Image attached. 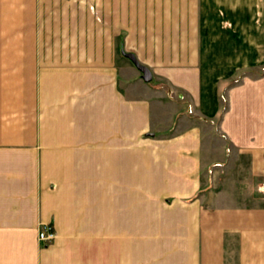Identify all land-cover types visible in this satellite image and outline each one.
Here are the masks:
<instances>
[{
    "label": "crops",
    "instance_id": "0c3cea01",
    "mask_svg": "<svg viewBox=\"0 0 264 264\" xmlns=\"http://www.w3.org/2000/svg\"><path fill=\"white\" fill-rule=\"evenodd\" d=\"M160 3L151 80L101 82L47 0H0V264H264V0Z\"/></svg>",
    "mask_w": 264,
    "mask_h": 264
},
{
    "label": "rangeland",
    "instance_id": "374dc122",
    "mask_svg": "<svg viewBox=\"0 0 264 264\" xmlns=\"http://www.w3.org/2000/svg\"><path fill=\"white\" fill-rule=\"evenodd\" d=\"M47 2L48 21L53 28L59 30V37L62 38V43L57 42L59 50L93 56L96 60L95 68L99 69L95 72L97 81L101 82L105 72L103 67H106L108 72H113L115 64L123 65L125 60L133 65L121 55L120 48L133 52L141 63L144 62L143 64H147L153 71L156 68L153 64L157 59H152L151 53L155 54V57L161 52L164 53L167 40L173 38L176 30L175 19L173 24L168 20L167 11L166 9L163 11V6L161 10L163 4L160 3L161 0H47ZM56 41L57 39H49V46H56ZM260 71H264V65L260 66ZM241 77L240 74L233 76L232 81L236 82ZM165 84L159 81L157 86L164 88ZM167 93L174 95L175 99L186 101L185 92L178 89L173 90L169 87ZM220 98L224 103L223 93L220 94ZM188 110L191 112L189 105ZM258 189L264 191V183H261ZM53 231L55 232L54 229Z\"/></svg>",
    "mask_w": 264,
    "mask_h": 264
},
{
    "label": "water",
    "instance_id": "95a60500",
    "mask_svg": "<svg viewBox=\"0 0 264 264\" xmlns=\"http://www.w3.org/2000/svg\"><path fill=\"white\" fill-rule=\"evenodd\" d=\"M121 54L131 61V63L141 72V77L144 81L151 80V71L137 60L134 53L124 51L123 48H121Z\"/></svg>",
    "mask_w": 264,
    "mask_h": 264
},
{
    "label": "built area",
    "instance_id": "2783aa9c",
    "mask_svg": "<svg viewBox=\"0 0 264 264\" xmlns=\"http://www.w3.org/2000/svg\"><path fill=\"white\" fill-rule=\"evenodd\" d=\"M37 237L40 242L48 243L55 238V232L49 223L41 222L38 225Z\"/></svg>",
    "mask_w": 264,
    "mask_h": 264
}]
</instances>
